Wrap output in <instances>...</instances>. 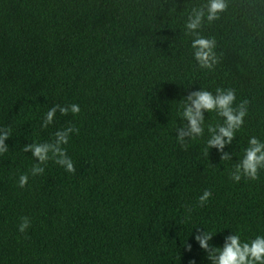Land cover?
<instances>
[{
    "label": "trees",
    "instance_id": "16d2710c",
    "mask_svg": "<svg viewBox=\"0 0 264 264\" xmlns=\"http://www.w3.org/2000/svg\"><path fill=\"white\" fill-rule=\"evenodd\" d=\"M206 4L0 0V128L11 130L0 154V264H212L197 229L215 246L232 233L264 235V169L257 180L230 176L249 138L264 141V0H227L204 21L201 35L216 40L212 70L195 61L184 27ZM217 87L249 101L244 126L205 156L207 126L223 122L205 113L204 135L185 150V96ZM73 103L79 114L58 110L41 127L50 108ZM70 126L78 132L62 147L75 173L49 160L33 176L38 161L24 144Z\"/></svg>",
    "mask_w": 264,
    "mask_h": 264
},
{
    "label": "clouds",
    "instance_id": "9594fccd",
    "mask_svg": "<svg viewBox=\"0 0 264 264\" xmlns=\"http://www.w3.org/2000/svg\"><path fill=\"white\" fill-rule=\"evenodd\" d=\"M227 7V0H207L206 5L193 8L185 21L186 34L194 36L190 41L194 59L202 69L212 70L219 61L215 51V38L205 37L201 35L199 30L205 20L209 23L218 20L220 14L225 12ZM185 97L180 116L186 121V125L177 128V140L181 146L186 150L188 147L187 140L204 135L205 113H216L223 122L207 126L210 138L207 140L204 155L207 156L208 149L212 147L223 151L226 145L232 144L236 138V133L244 126L249 101L245 99L236 104L235 89L220 87L215 89V93L200 88L190 92ZM58 110L62 115H67L69 112L79 114L81 108L76 103L67 106H53L47 111L41 124L42 128H47L54 122ZM74 131L78 132V129L70 126L56 131L54 133L55 139L52 142L24 144L23 151L25 153L31 152L38 161L30 170L33 176L43 174L45 168L41 165H46L49 160L63 166L66 171L75 173V165L67 155V150L62 147L68 143L69 135ZM9 137H11V130L0 128V154L8 151V145L5 141ZM221 160H230L229 153L224 152ZM261 169H264V141L252 136L248 140V146L244 150L242 159L235 165V171H232L230 176L236 182H239L242 177L257 180ZM27 183L28 175L21 174L18 180L19 187L24 188ZM211 194L210 190H205L199 197L201 207L208 201ZM29 226L30 220L23 217L19 231L23 233ZM212 238L213 235L208 231L197 229L195 240L207 253V259L212 264H264V235L242 240L239 233H232L225 237L222 246L210 244ZM188 247L190 249L191 246L188 245Z\"/></svg>",
    "mask_w": 264,
    "mask_h": 264
}]
</instances>
